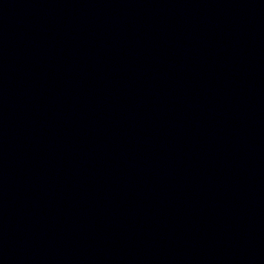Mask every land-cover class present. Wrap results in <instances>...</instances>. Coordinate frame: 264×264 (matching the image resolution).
Masks as SVG:
<instances>
[{
	"label": "water",
	"instance_id": "obj_1",
	"mask_svg": "<svg viewBox=\"0 0 264 264\" xmlns=\"http://www.w3.org/2000/svg\"><path fill=\"white\" fill-rule=\"evenodd\" d=\"M0 264H264V0H0Z\"/></svg>",
	"mask_w": 264,
	"mask_h": 264
}]
</instances>
